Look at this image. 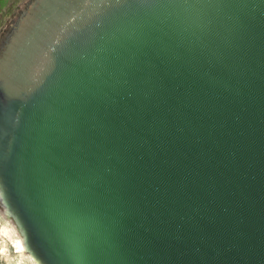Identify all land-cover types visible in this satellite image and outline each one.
Listing matches in <instances>:
<instances>
[{"label":"water","instance_id":"obj_1","mask_svg":"<svg viewBox=\"0 0 264 264\" xmlns=\"http://www.w3.org/2000/svg\"><path fill=\"white\" fill-rule=\"evenodd\" d=\"M20 19L0 200L34 258L264 264V0H33Z\"/></svg>","mask_w":264,"mask_h":264},{"label":"rangeland","instance_id":"obj_2","mask_svg":"<svg viewBox=\"0 0 264 264\" xmlns=\"http://www.w3.org/2000/svg\"><path fill=\"white\" fill-rule=\"evenodd\" d=\"M33 0H0V49L3 47L5 40L13 32L17 23L21 22L22 13L29 12ZM0 224L10 225L5 215L0 211ZM3 239L0 235V251ZM8 252L13 256L15 248L7 242ZM0 264H16L14 260L7 261L0 254Z\"/></svg>","mask_w":264,"mask_h":264},{"label":"bare ground","instance_id":"obj_3","mask_svg":"<svg viewBox=\"0 0 264 264\" xmlns=\"http://www.w3.org/2000/svg\"><path fill=\"white\" fill-rule=\"evenodd\" d=\"M0 211L8 218L10 225L0 224V235L3 239L0 254L7 260H14L16 264H40L34 256L26 249L22 231L19 226L11 220L7 210L0 200ZM7 242L15 248L12 256L8 252Z\"/></svg>","mask_w":264,"mask_h":264},{"label":"snow or ice","instance_id":"obj_4","mask_svg":"<svg viewBox=\"0 0 264 264\" xmlns=\"http://www.w3.org/2000/svg\"><path fill=\"white\" fill-rule=\"evenodd\" d=\"M63 221L66 226L65 238L73 252L80 253L83 244L81 234V222L70 212L63 214Z\"/></svg>","mask_w":264,"mask_h":264}]
</instances>
